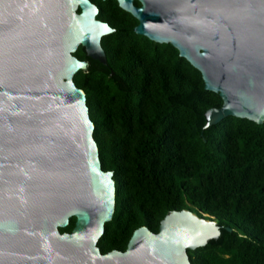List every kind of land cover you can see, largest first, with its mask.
<instances>
[{
    "label": "water",
    "instance_id": "95a60500",
    "mask_svg": "<svg viewBox=\"0 0 264 264\" xmlns=\"http://www.w3.org/2000/svg\"><path fill=\"white\" fill-rule=\"evenodd\" d=\"M136 1L115 0L137 21L132 33L171 46L220 98L203 129L226 117L263 123L264 0ZM96 15L88 0H0V264H189L187 251L219 236L181 210L155 234L135 229L123 252L96 248L114 185L72 82L87 65L72 56L78 47L105 63L99 43L112 29Z\"/></svg>",
    "mask_w": 264,
    "mask_h": 264
},
{
    "label": "trees",
    "instance_id": "16d2710c",
    "mask_svg": "<svg viewBox=\"0 0 264 264\" xmlns=\"http://www.w3.org/2000/svg\"><path fill=\"white\" fill-rule=\"evenodd\" d=\"M89 2L112 29L99 43L103 65L81 47L72 54L87 64L72 82L114 185L99 253L123 252L135 229L155 234L165 215L186 210L219 229L216 240L186 252L189 264H264V120L226 117L203 129L221 100L203 90L199 73L171 46L133 34L136 20L114 0Z\"/></svg>",
    "mask_w": 264,
    "mask_h": 264
},
{
    "label": "flooded vegetation",
    "instance_id": "af4514ba",
    "mask_svg": "<svg viewBox=\"0 0 264 264\" xmlns=\"http://www.w3.org/2000/svg\"><path fill=\"white\" fill-rule=\"evenodd\" d=\"M89 1V0H88ZM115 1V0H114ZM91 3V2H90ZM116 3V2H115ZM93 5V4H92ZM131 5L133 6V7H139V5H140V3L139 2H137L136 0H132V2H131ZM96 8V7H95ZM119 8V7H118ZM120 9V8H119ZM77 13H78V11H77ZM126 13V12H125ZM128 14V13H127ZM129 15V14H128ZM96 17V16H95ZM134 19V18H133ZM135 20V19H134ZM98 21V20H97ZM137 22V21H136ZM107 25V24H106ZM137 25V24H136ZM108 26V25H107ZM109 27V26H108Z\"/></svg>",
    "mask_w": 264,
    "mask_h": 264
},
{
    "label": "bare ground",
    "instance_id": "6f19581e",
    "mask_svg": "<svg viewBox=\"0 0 264 264\" xmlns=\"http://www.w3.org/2000/svg\"><path fill=\"white\" fill-rule=\"evenodd\" d=\"M81 66V65H80Z\"/></svg>",
    "mask_w": 264,
    "mask_h": 264
}]
</instances>
